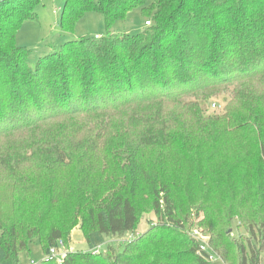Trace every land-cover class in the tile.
<instances>
[{
  "label": "trees",
  "instance_id": "1",
  "mask_svg": "<svg viewBox=\"0 0 264 264\" xmlns=\"http://www.w3.org/2000/svg\"><path fill=\"white\" fill-rule=\"evenodd\" d=\"M38 1L0 0V137L8 138L0 145V264H20L35 238L44 257L34 264H211L182 231L198 201L183 185L184 164L228 183L226 210L201 203L217 255L263 264L264 92L256 84L264 76V0H64V26L91 10L108 28L135 8L153 21L135 34L69 39L33 69L15 37ZM222 93L231 95L225 112L208 114L204 105ZM117 115L118 132L128 134L120 170L98 160ZM240 141L248 148L228 152ZM216 156L227 159L209 174ZM65 168L77 178L66 209ZM149 209L159 224L122 249L107 240L134 234ZM59 210L66 216L57 219ZM80 220L88 249L59 262L50 249L69 244ZM235 221L247 237L229 233Z\"/></svg>",
  "mask_w": 264,
  "mask_h": 264
},
{
  "label": "rangeland",
  "instance_id": "2",
  "mask_svg": "<svg viewBox=\"0 0 264 264\" xmlns=\"http://www.w3.org/2000/svg\"><path fill=\"white\" fill-rule=\"evenodd\" d=\"M64 6V0H39L34 6V12L36 17L33 19H27L19 26L15 42L20 46H25L30 50L29 54V64L34 69L38 59L48 53L51 50H60L62 44L73 38H78L80 36L86 35H102L107 34L108 32H113L117 34L130 33L135 34L140 32L145 25L147 20H152L148 15H144L142 9L135 8L129 11L126 15L115 18L108 28L105 16L99 11H87L79 18H75L74 21L69 22L68 25L62 23V9ZM69 32V33H66ZM258 79V78H257ZM257 89L264 92V76L260 77L257 80ZM231 95L228 94H219L216 97L210 99V104L204 105L208 107V114L212 112L223 113L225 112L230 100ZM184 100L191 99V96L183 97ZM216 104V106H214ZM210 112V113H209ZM176 122H182L183 118L175 116L172 118ZM120 118L117 115L111 121V129L106 134L107 148L103 151L100 150L98 153V160L100 163L109 164V161L112 168L115 170H120L123 167L124 161L122 155L124 152V146L122 142L126 143L127 133L118 132ZM238 134H236L237 136ZM7 136V135H6ZM8 139V138H7ZM6 139V140H7ZM4 137H0V145L5 141ZM247 142L240 141L235 142L234 146L230 148L228 152L239 153L241 149H247ZM246 147V148H245ZM166 158L170 159V154L168 153ZM110 158V159H107ZM227 159L225 156H216L211 160V169L209 174H218L222 168V161ZM181 163V162H180ZM98 164V163H97ZM98 166H100L98 164ZM183 175L186 177V182L183 184L186 186L188 183V189L195 191L197 194L195 198L198 200L192 207L191 211H187V224L186 228L183 229L186 234L191 236V232L194 229H200L204 234L210 239L211 229L209 223L211 218L205 210V206H201V203H209L208 207L214 209L216 212L221 210H226L230 207V193L228 188V183H222L221 185L210 178L209 176L201 177L198 171L191 165L184 164L181 167ZM65 172L68 173L67 178H60L59 184L61 185L59 198L61 200L62 208L66 209V206H73L76 201V189H77V178L74 177L76 170L74 168H65ZM201 174V173H200ZM208 182L209 187H206L204 183ZM39 195L43 199H46L48 196V190L42 188ZM207 206V205H206ZM202 207V208H201ZM60 210L57 214V219L59 216L63 218L66 216L64 213L60 215ZM64 219H71L66 217ZM80 223L76 225L70 232V241L69 244H64L60 252L66 253L67 251H77V250H86L88 249V243L86 241V236L84 230L82 229L81 220ZM160 219L156 215L153 209L145 210L140 212V223L137 226L134 234L127 233L122 238L113 237L108 238L107 240L112 241L115 247L122 249L123 245H120L121 242L129 240L132 236L145 232L149 227L154 224H159ZM208 222V223H207ZM212 223V222H211ZM240 224V226H239ZM233 227L229 230V233L234 237H239L241 234H244L247 237L248 232L245 230L241 222H234ZM240 239V238H239ZM241 240V239H240ZM210 243V242H209ZM105 248L103 247L102 250ZM217 251H215L216 253ZM218 253V252H217ZM216 253V255H217ZM44 257V251L42 247L41 240L35 238L29 245L28 250H24L20 254L19 263L20 264H32ZM263 264H264V253ZM211 264H226L224 259L217 255L214 260L211 261Z\"/></svg>",
  "mask_w": 264,
  "mask_h": 264
},
{
  "label": "built area",
  "instance_id": "3",
  "mask_svg": "<svg viewBox=\"0 0 264 264\" xmlns=\"http://www.w3.org/2000/svg\"><path fill=\"white\" fill-rule=\"evenodd\" d=\"M146 23L151 24V20H147ZM96 37L99 38L100 35H96ZM214 106H216V104H214ZM191 237L197 241L199 247V253L203 254L207 260L212 261L216 258L217 255L215 253V250L211 247L208 236L206 234H204L200 229L196 228L193 230V232H191ZM63 245L64 244H62L59 247H52L50 249V254L56 256L59 262L62 261V258L66 254L60 252Z\"/></svg>",
  "mask_w": 264,
  "mask_h": 264
}]
</instances>
